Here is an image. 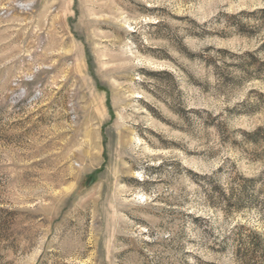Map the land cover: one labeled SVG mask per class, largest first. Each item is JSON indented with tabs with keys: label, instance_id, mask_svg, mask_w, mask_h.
Segmentation results:
<instances>
[{
	"label": "rangeland",
	"instance_id": "1",
	"mask_svg": "<svg viewBox=\"0 0 264 264\" xmlns=\"http://www.w3.org/2000/svg\"><path fill=\"white\" fill-rule=\"evenodd\" d=\"M258 69L264 0H0V264H264Z\"/></svg>",
	"mask_w": 264,
	"mask_h": 264
},
{
	"label": "trees",
	"instance_id": "2",
	"mask_svg": "<svg viewBox=\"0 0 264 264\" xmlns=\"http://www.w3.org/2000/svg\"><path fill=\"white\" fill-rule=\"evenodd\" d=\"M245 66H253V67H255L253 62L246 63ZM258 72H264V70L258 69Z\"/></svg>",
	"mask_w": 264,
	"mask_h": 264
}]
</instances>
